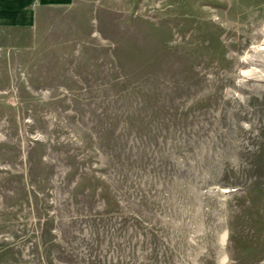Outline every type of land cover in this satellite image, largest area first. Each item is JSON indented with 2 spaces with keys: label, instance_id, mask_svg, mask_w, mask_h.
I'll use <instances>...</instances> for the list:
<instances>
[{
  "label": "rangeland",
  "instance_id": "rangeland-1",
  "mask_svg": "<svg viewBox=\"0 0 264 264\" xmlns=\"http://www.w3.org/2000/svg\"><path fill=\"white\" fill-rule=\"evenodd\" d=\"M0 264H264V0L0 29Z\"/></svg>",
  "mask_w": 264,
  "mask_h": 264
},
{
  "label": "crops",
  "instance_id": "crops-1",
  "mask_svg": "<svg viewBox=\"0 0 264 264\" xmlns=\"http://www.w3.org/2000/svg\"><path fill=\"white\" fill-rule=\"evenodd\" d=\"M77 0H0V29L34 31L43 9L69 7Z\"/></svg>",
  "mask_w": 264,
  "mask_h": 264
},
{
  "label": "bare ground",
  "instance_id": "bare-ground-1",
  "mask_svg": "<svg viewBox=\"0 0 264 264\" xmlns=\"http://www.w3.org/2000/svg\"><path fill=\"white\" fill-rule=\"evenodd\" d=\"M262 49V48H261Z\"/></svg>",
  "mask_w": 264,
  "mask_h": 264
}]
</instances>
